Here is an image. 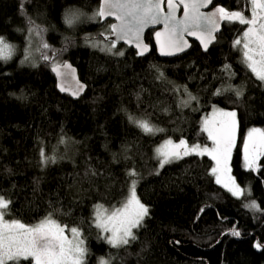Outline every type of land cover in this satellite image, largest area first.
Returning a JSON list of instances; mask_svg holds the SVG:
<instances>
[{
	"label": "trees",
	"instance_id": "obj_1",
	"mask_svg": "<svg viewBox=\"0 0 264 264\" xmlns=\"http://www.w3.org/2000/svg\"><path fill=\"white\" fill-rule=\"evenodd\" d=\"M99 2L0 0V37L15 48L0 60V195L11 201L5 218L31 225L51 214L60 225L78 228L86 264L100 257L108 264H264V155L254 170L245 167L241 151L248 127L264 128V82L233 46L245 25L222 21L207 50L192 42L173 58L157 56L151 30L145 35L148 54L115 42L121 50L113 53H123L118 55L92 46L111 31L110 20L105 28L91 21ZM246 2L214 4L246 16ZM29 24L42 36L33 65L20 63ZM111 36L102 40L112 43ZM57 56L69 60L86 84L78 99L56 87L48 61ZM178 94L195 99L181 106ZM212 105L236 113L230 172L244 188L239 197L214 180L207 154L163 167L154 155L164 139L209 146L200 121ZM136 118L160 131L143 132ZM133 179L149 213L133 230L137 238L114 248L94 224V209L118 206Z\"/></svg>",
	"mask_w": 264,
	"mask_h": 264
},
{
	"label": "snow or ice",
	"instance_id": "obj_2",
	"mask_svg": "<svg viewBox=\"0 0 264 264\" xmlns=\"http://www.w3.org/2000/svg\"><path fill=\"white\" fill-rule=\"evenodd\" d=\"M212 0H167V12L162 8L163 0H102L99 10L94 18L115 16L118 24L111 25V31L118 39L135 42L138 55L148 51V45L141 42V35L149 25L162 23L164 31L155 33L156 43L162 55H173L184 51L188 47L187 41L183 39L185 33L197 35L201 45H208L215 39L213 33L219 30L221 21L229 23L238 22L246 25L247 30L243 37L233 42V46L243 44L244 63L260 81L264 82V0H250L252 6L251 18H247L241 11H229L222 6H217L211 13H204L202 8L207 7ZM182 6L184 15L177 18V9ZM76 14L67 18V23L72 24ZM115 41L110 47L102 48V51L112 52ZM47 47V45H45ZM13 46L0 37V60H7L12 52ZM123 55L122 52L116 53ZM47 59V57H44ZM64 69H70V65H63ZM227 67V66H225ZM60 66L54 67L53 71L58 76L62 75ZM75 70L64 73L65 77L71 75L74 79ZM77 83V89L72 94L79 95L84 90V85ZM67 89L61 86V91ZM219 94V93H217ZM236 95L242 93L237 90ZM195 99V97H191ZM221 117L218 121L205 119L202 122V131L207 132L208 139L213 142L214 147L201 148L199 145L189 146L181 139L179 143L166 140L158 148L157 156L159 165L171 163L173 160L188 155H210L216 161V167L212 168V174L216 175V182L224 183L232 195H241L239 186L229 176L227 182L222 181L221 174L230 169L227 168V160L230 157L231 148L235 144L236 113L219 112ZM130 119H132L130 117ZM145 133L160 131L154 129L147 121H133ZM43 155V152L41 153ZM245 167L255 169L256 160L264 155V131L251 129L245 138L244 145ZM129 177L136 175L129 171ZM136 180H132L129 196L123 207L116 209L111 214L96 213V227L109 233L105 240L114 248L128 245L137 237L133 230L142 226L144 218L148 215V208L140 202L135 191ZM231 185V186H229ZM11 201L0 195V264H20L22 260H29L34 264H84L87 249L84 241L80 239L79 229L72 227L70 232L73 239L65 235V227L52 219L51 214L33 226L25 225L19 220L5 219ZM248 205H246L247 207ZM251 207H256L253 202ZM203 211V209L201 210ZM233 235H240L232 230ZM260 247V245H257ZM100 264H108L103 259Z\"/></svg>",
	"mask_w": 264,
	"mask_h": 264
},
{
	"label": "rangeland",
	"instance_id": "obj_3",
	"mask_svg": "<svg viewBox=\"0 0 264 264\" xmlns=\"http://www.w3.org/2000/svg\"><path fill=\"white\" fill-rule=\"evenodd\" d=\"M213 2H215V0L213 1ZM214 4V3H213ZM245 7L247 8V14H246V17L247 18H251V14H252V6H251V3H250V0H247V2L245 3ZM99 10V6H98V9L96 10V11H98ZM91 21H95V22H99V26L100 27H103V28H105V26H104V20H102L101 18H94V16L91 18ZM103 22V23H102ZM109 27V26H108ZM247 30V26L245 25L244 26V28H243V30H242V32L239 34V37L237 38V39H240V38H242L243 37V33L245 32ZM25 43H24V46H23V48L20 50V63H25V65H26V63L27 62H31L32 63V65L34 64V63H36L37 61H38V58H39V55H38V53H39V49H40V47H39V45H40V41H41V39H42V36H41V32H40V30H39V28L37 27V26H35V25H28L27 26V28H26V30H25ZM97 33H99L98 31H97ZM99 34H101V33H99ZM110 34H111V31H109L108 33H105L104 31H103V33L99 36V39H93L94 41H93V47L94 48H98V49H102V48H107V47H110L111 46V42H109V41H103L102 39L103 38H105V40H108V37L110 36ZM88 36V35H87ZM97 38V37H96ZM236 39V40H237ZM89 40H91V39H89ZM8 43V42H7ZM152 43H153V40H152ZM10 44V43H9ZM10 45H12V44H10ZM115 48H113L112 49V52H107V51H103V52H107V53H113V52H117V50H119L120 48H119V46H117L118 44H116L115 43ZM13 46V45H12ZM154 47V46H153ZM237 47V49L240 51V54H241V56H242V59H243V61H244V58H243V44H241V45H239V46H236ZM14 46H13V48H12V52H11V55H12V53L14 52ZM121 50V49H120ZM102 51V50H101ZM119 53V52H118ZM113 54H116V53H113ZM10 55V56H11ZM66 61V59H63V58H61L60 56H57L55 59H53V57H52V59H50L49 61H48V65L49 66H55V65H61V64H63L64 62ZM245 64V63H244ZM245 66L247 67V65L245 64ZM50 67V68H51ZM249 69V68H248ZM250 70V69H249ZM252 73V72H251ZM253 74V73H252ZM229 89H232L233 91H234V93H236V91L237 90H239L240 92H241V89L240 88H238L237 86H229ZM228 90V89H227ZM191 97L192 96H190L189 94H188V96L187 97H185L186 99H185V101H186V103H191V101H192V99H191ZM220 111H223V112H231V111H229V110H227V109H225V108H223V107H221V106H218V105H212L211 106V108H210V110H208L207 111V113L205 114V115H203L202 116V118H201V121H200V127L202 128V122L205 120V119H208L209 121H218V120H220L221 119V117L219 116V112ZM236 119V118H235ZM135 121H146V120H144V119H142V118H136L135 119ZM236 125H237V121H236ZM154 129H159V128H157V127H154ZM251 129H260V130H262V131H264V128H262V127H259V126H250V127H248V129H247V131H246V133H245V136L243 137V140H242V144H241V151H242V154H243V157H244V159H245V154H244V145H245V138L248 136V133H249V131L251 130ZM206 135H207V137H208V134H207V132H206ZM166 140H170V139H164L159 145H157L155 148H154V155H155V157L157 158V162H158V165H159V157L157 156V149L158 148H160L163 144H164V142L166 141ZM173 141V140H172ZM209 141H210V145L209 146H205V145H202V146H200L201 148H204V147H207V148H209V149H212L213 147H214V145H213V142L209 139ZM237 141H238V130H237V127H236V132H235V144H234V146L231 148V151H230V157H231V153H232V151H233V149L235 148V146H236V144H237ZM174 143H179V141H177V142H175V141H173ZM189 146H191V145H189ZM210 156V155H209ZM230 157H229V159L227 160V168L228 169H230ZM210 158H211V156H210ZM212 159V158H211ZM259 159H260V157H259ZM259 159H257L256 160V167H255V169L254 170H256L257 168H258V163H259ZM160 166V165H159ZM214 167H216V161H214L213 159H212V168H214ZM212 168H211V170H212ZM211 174H212V171H211ZM212 176H213V178H214V180L216 181V175H213L212 174ZM231 177L234 181H235V179L233 178V176H232V174H231V172L230 171H227V172H224V173H222L221 174V178H222V181H224V182H227V178L228 177ZM220 185H222V187L223 188H225L228 192H230L229 190H228V188H226V187H224V183H219ZM235 184L237 185V186H239V188H240V190H241V195L244 193V188L243 187H241L236 181H235ZM229 186H231V185H229ZM231 194H232V192H230ZM241 195H239V196H241ZM128 196H129V193L124 197V199L122 200V202L118 205V206H111V207H107V206H104V205H98V206H96L95 207V209H94V214H93V222H94V224L96 225V223H95V220H96V213H97V211H99V212H101V213H103V214H111L113 211H115L116 209H118V208H121V207H123V205H124V203L126 202V200H127V198H128ZM239 196H236V197H239ZM6 219V218H5ZM7 220H9V219H7ZM9 221H11V220H9ZM40 222V221H39ZM39 222H37V223H39ZM37 223H35V224H31V225H29V226H33V225H36ZM26 225V224H25ZM62 226V225H61ZM72 227H65V235L69 238V240H71V239H73V236H72V233L70 232V229H71ZM103 231V230H102ZM104 232V231H103ZM105 234H106V236L107 235H109V233H107V232H104ZM105 236V237H106ZM80 239H82V237H81V235H80ZM83 240V239H82ZM84 247H85V244H84ZM86 248V247H85ZM86 257H87V252H86V254H85V258H84V264H86ZM104 260V261H107L104 257H100L99 259H98V261H96L94 264H100V261L101 260ZM34 263V262H33Z\"/></svg>",
	"mask_w": 264,
	"mask_h": 264
},
{
	"label": "water",
	"instance_id": "obj_4",
	"mask_svg": "<svg viewBox=\"0 0 264 264\" xmlns=\"http://www.w3.org/2000/svg\"><path fill=\"white\" fill-rule=\"evenodd\" d=\"M213 1L214 0H212V2L207 7L202 8L201 11L204 12V13H211V12H213L215 10V8L218 6V5H214L213 6V3H214ZM101 2H102V0H100V2H99V8H100V5H101ZM162 8H163L164 12H167V0H163ZM175 15L177 16V18H182L183 17L184 11H183V7L182 6H180L177 9ZM101 19L104 20V21L111 20L112 21V24L111 25L118 24L119 23V21L115 18V16H106V17L101 18ZM221 27H222V21L219 24V30L213 33L215 39L212 41V43H210L208 45V48L216 41V35L220 32ZM150 30H154V32L152 34L153 46H154V49H155V52H156L157 56H159L161 58H173V57L179 56V55L187 52L189 50L192 42L197 43L202 50H205V48L201 45L200 40L197 38V35H199V33H197V35H188L187 33H185L184 36H183V39L185 41H187L188 47H186L184 49V51L176 52L173 55H162L161 52H160V50H159V46L156 43V37H155V33L157 31H160V32H163L164 31V25L162 23H159V24L149 25V26H147L144 29V31H143V33L141 35V42L143 44H147L148 45V51L145 52L143 55H146V54H148L150 52V45L145 40V35ZM111 39H112V41H115L118 44H123V45H125L127 47H130V48L134 49L136 52L139 51L138 48L136 47L135 42L128 43L125 40L118 39L117 36L114 35L113 33H112ZM65 64L70 65L71 68L70 69H64L62 66L65 65ZM57 66H60L59 70L62 73V75H60V76H58L57 73L53 71V68L54 67H57ZM71 69H74L75 70V73H74L75 78L74 79L72 78L71 75H69L67 77H65V75H64V73H70L71 72ZM51 71H52V73L55 76L56 87H57V89H58L59 92L69 94L73 99H78L83 94L84 90L86 89V84H85L84 81H82L79 78L78 72H77V68L69 60H66L61 65L52 66L51 67ZM77 81H79V84L84 85L83 92H81L78 96L72 94L77 89V83H76ZM61 86H63L67 90L66 91H61Z\"/></svg>",
	"mask_w": 264,
	"mask_h": 264
},
{
	"label": "bare ground",
	"instance_id": "obj_5",
	"mask_svg": "<svg viewBox=\"0 0 264 264\" xmlns=\"http://www.w3.org/2000/svg\"><path fill=\"white\" fill-rule=\"evenodd\" d=\"M215 4H213V6H214ZM216 37H217V35H216ZM242 92V91H241ZM190 95V94H189ZM188 96V94H186V95H184L183 96V94H178V103L182 106V105H185V103H186V101H185V97H187ZM191 96V95H190Z\"/></svg>",
	"mask_w": 264,
	"mask_h": 264
},
{
	"label": "flooded vegetation",
	"instance_id": "obj_6",
	"mask_svg": "<svg viewBox=\"0 0 264 264\" xmlns=\"http://www.w3.org/2000/svg\"><path fill=\"white\" fill-rule=\"evenodd\" d=\"M151 31V30H150ZM153 32H154V30H153Z\"/></svg>",
	"mask_w": 264,
	"mask_h": 264
},
{
	"label": "clouds",
	"instance_id": "obj_7",
	"mask_svg": "<svg viewBox=\"0 0 264 264\" xmlns=\"http://www.w3.org/2000/svg\"><path fill=\"white\" fill-rule=\"evenodd\" d=\"M111 21V20H110ZM112 22V21H111Z\"/></svg>",
	"mask_w": 264,
	"mask_h": 264
}]
</instances>
